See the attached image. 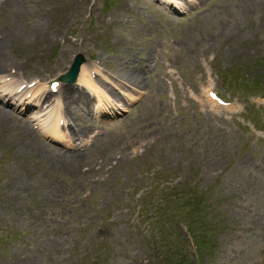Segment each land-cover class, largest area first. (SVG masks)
I'll list each match as a JSON object with an SVG mask.
<instances>
[{
    "label": "rangeland",
    "instance_id": "1",
    "mask_svg": "<svg viewBox=\"0 0 264 264\" xmlns=\"http://www.w3.org/2000/svg\"><path fill=\"white\" fill-rule=\"evenodd\" d=\"M178 2L0 7V91L79 57L108 94L76 97L86 121L60 94L43 116L0 102V264H264V0Z\"/></svg>",
    "mask_w": 264,
    "mask_h": 264
},
{
    "label": "bare ground",
    "instance_id": "2",
    "mask_svg": "<svg viewBox=\"0 0 264 264\" xmlns=\"http://www.w3.org/2000/svg\"><path fill=\"white\" fill-rule=\"evenodd\" d=\"M169 1L171 2H176V4L179 6V4L181 2H178V0H165V3H168ZM195 2H198V0H194ZM22 0H5L4 2H1L0 3V7L2 8V5L5 7L9 6L10 4H16V3H21ZM155 2L157 3V0H155ZM193 2V3H195ZM158 4V3H157ZM196 4V3H195ZM180 6H186L187 7V4L184 3ZM12 14H14V11L12 10L11 11ZM178 14V13H177ZM143 31H144V27L141 28ZM133 34V32H131ZM3 39L0 40V42L2 41ZM2 50L1 47H0V56L2 55ZM2 60V58L0 57V61ZM144 60V59H143ZM113 62L115 61V59L113 58L112 60ZM146 61V59H145ZM126 62V61H124ZM4 66L3 63H0V68ZM137 68L138 67H134L133 68V71L129 70L130 72H125V74L123 76V79H125V82L127 84H135V85H138L139 82L137 81L138 78H139V72L137 71ZM93 69L94 70V74L97 73L98 76H104V78L107 80V79H110L109 77L105 76L104 74H102L100 71H99V68L98 66H93ZM92 73L91 71L89 70L88 67L84 66V65H81V63L78 65V69L76 71V74L75 75H70L69 73L65 74V76H62L60 75V77L58 78L59 79V82H57V85L50 89L48 88V90L46 91V93H44V91H41V92H37L38 90H40L41 88L45 87V85H43L41 88L40 87H36L35 85H32L29 87V83L28 82H25L24 80H16L14 79V91L16 92V90L18 89V87H21L22 90H20L18 93V102H20L21 100H23V98L28 102V99L31 98V101L33 102H36L35 105H38L40 103V105L42 104H45V103H48L49 101L53 100L54 102L57 101L58 98H62V100H64V98H67L68 100H70V103L72 106L70 105H67V108H68V111H66L64 113L65 117H68V118H71L72 116H76L75 119L77 120H80V121H86V119H82V116H85L87 117V115H80V114H77V112L73 113V111H71L72 109H75V106L73 105L76 104L77 102V99L76 97L77 96H84V94H87L88 93V89L86 88V86H88L89 88H91L94 92H91L93 94H95L94 96H97L98 97V93L101 92V94H103L105 97H107V93L104 91V89L100 86H98L96 83L93 82V79H92ZM13 79V78H11ZM98 79V78H97ZM10 80V78L8 79ZM112 81V80H111ZM125 83V84H126ZM8 84H5V87L7 86ZM33 86H35L33 88ZM73 93H72V92ZM207 92L209 93V96L211 95V92L209 90H207ZM17 93V92H16ZM60 94V95H59ZM33 95L35 97H33ZM59 95L58 98H56L57 96ZM93 96V97H94ZM3 100H6V99H3ZM8 102H4L2 101V99L0 98V102L2 104H5L9 107H11L12 109H16L15 111L17 112H22V110L17 107L16 105L17 104H14L13 102L7 100ZM100 102L98 101V104L99 105ZM20 105H23V102H20ZM52 103L48 104L45 106V110L41 113L39 112V114L41 116H43V114H45V112L48 111V108L49 106H51ZM89 105V101L87 100V98L85 99V107ZM40 110H43L42 107H39ZM70 109V110H69ZM5 114L4 116H10L11 113L5 111ZM39 117H37L36 119H38ZM49 120L50 118H48V120H46L45 122H41L39 124V129L42 130V131H46V133L50 134V130L48 129V126H49ZM60 120V117L59 115H56V117L54 118V122L52 125V127H54L55 129H60L59 128V125L57 124V122H59ZM72 133L76 136L79 135L78 131L75 130V129H72L71 130ZM36 140H38L36 138ZM118 141V138L117 137H111L109 138L108 140L105 139L102 144H101V151L105 148V147H110V146H106V145H111L112 143L115 144V142ZM46 146V145H44ZM49 149H51L53 151V153L55 154H58L57 150L51 148L48 146ZM79 153V154H78ZM88 152H84V153H80V152H77L73 155L69 154L67 156H70L72 160V162H70L71 166L74 165V161H77L78 158L80 157H84ZM63 154V153H62ZM63 156H65V154H63ZM69 167V166H68ZM71 168V167H70Z\"/></svg>",
    "mask_w": 264,
    "mask_h": 264
},
{
    "label": "water",
    "instance_id": "3",
    "mask_svg": "<svg viewBox=\"0 0 264 264\" xmlns=\"http://www.w3.org/2000/svg\"><path fill=\"white\" fill-rule=\"evenodd\" d=\"M81 62V59L78 57L74 63H73V66L71 67L70 71L68 72L70 75H75L76 74V71L78 69V65L80 64Z\"/></svg>",
    "mask_w": 264,
    "mask_h": 264
},
{
    "label": "trees",
    "instance_id": "4",
    "mask_svg": "<svg viewBox=\"0 0 264 264\" xmlns=\"http://www.w3.org/2000/svg\"><path fill=\"white\" fill-rule=\"evenodd\" d=\"M169 251H170V248H169V250H168L166 253H168ZM166 253H165V254H166ZM182 264H184V263L182 262Z\"/></svg>",
    "mask_w": 264,
    "mask_h": 264
}]
</instances>
